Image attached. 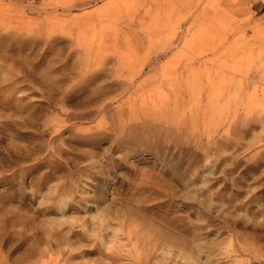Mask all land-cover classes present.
Here are the masks:
<instances>
[{"label": "rangeland", "instance_id": "374dc122", "mask_svg": "<svg viewBox=\"0 0 264 264\" xmlns=\"http://www.w3.org/2000/svg\"><path fill=\"white\" fill-rule=\"evenodd\" d=\"M0 264H264V0H0Z\"/></svg>", "mask_w": 264, "mask_h": 264}]
</instances>
